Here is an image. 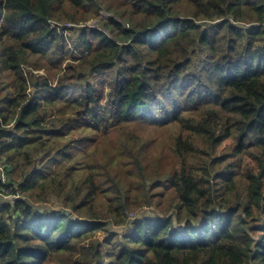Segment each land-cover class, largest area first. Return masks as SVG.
<instances>
[{
	"label": "trees",
	"instance_id": "1",
	"mask_svg": "<svg viewBox=\"0 0 264 264\" xmlns=\"http://www.w3.org/2000/svg\"><path fill=\"white\" fill-rule=\"evenodd\" d=\"M0 43V264H264V0H0Z\"/></svg>",
	"mask_w": 264,
	"mask_h": 264
},
{
	"label": "rangeland",
	"instance_id": "2",
	"mask_svg": "<svg viewBox=\"0 0 264 264\" xmlns=\"http://www.w3.org/2000/svg\"><path fill=\"white\" fill-rule=\"evenodd\" d=\"M104 1V0H101ZM107 1V0H106ZM86 13H81V14H77V16H85ZM114 14H112L109 10L101 8V10L98 12V14H95L94 17L89 14V16L87 18L90 19L84 21H76L75 23H71L73 25H71L73 27L72 32L74 33V37L72 40L67 41L68 43V47L70 48L71 51L74 50L75 47V42L79 41V31L81 28H88L89 30H98V29H103V21L108 20L110 17H112ZM86 18V19H87ZM120 22L124 25V26H128L129 22H123L121 18ZM65 21V20H62ZM69 21V20H68ZM70 22H62L59 23V27H65L66 30H68L70 28V26L68 25ZM130 27V24H129ZM170 27V26H169ZM171 29H174V27L171 26ZM171 29H169L170 32H173ZM168 31V32H169ZM105 34L110 35L111 33L108 30H104ZM75 41V42H74ZM129 43V42H128ZM44 46V45H43ZM45 47V46H44ZM66 49V52H64L63 50L59 49V46L56 45L54 49H59L60 51L67 53L70 50ZM6 45L0 43V86H6L8 88V90L11 92L15 89L20 88L21 86V80L20 78L15 74V70L14 69H4L2 60L5 59V54H6ZM81 53H76L74 54V58L72 56V54L68 53L67 56H64L65 61L64 64H69L72 63L74 66H79L81 65L80 63L83 62L85 59H80L83 56H80ZM31 62V63H28ZM48 61L46 59H43L39 56H28V61L24 64H22V71L24 72L25 76H27V78H30V76L32 74H36L35 71H38V73L40 75L49 77L51 82L56 83L58 81V77L60 76V74L62 72H60L59 68L54 69L52 66H50L49 64H46ZM42 66L40 69H35L36 66ZM101 69H99L97 72H99ZM31 72V73H30ZM97 72L93 73V76H98L100 75V73L97 74ZM97 74V75H96ZM30 80V79H29ZM78 92H80V89H76ZM179 92V91H178ZM2 93V92H1ZM174 96H177L176 98L181 99L182 96L179 93H175L174 92ZM175 98V99H176ZM174 100H168L167 104L170 105ZM67 139L63 140L62 142H66ZM105 143H107V139L106 138H102L99 143L97 145H94L91 147V149H95V148H100L101 145H104ZM154 153H158L153 151ZM67 211L70 212V209H66ZM136 215H138V211L136 212H132L130 213V217L131 218H135Z\"/></svg>",
	"mask_w": 264,
	"mask_h": 264
},
{
	"label": "built area",
	"instance_id": "3",
	"mask_svg": "<svg viewBox=\"0 0 264 264\" xmlns=\"http://www.w3.org/2000/svg\"><path fill=\"white\" fill-rule=\"evenodd\" d=\"M68 25L71 26L73 24L69 23ZM128 26H129V24H128ZM3 179H4V182L6 184H8V175L6 173H3ZM4 191L12 192V187L10 186L8 188H5ZM9 197L18 199V198H22L23 195H21V194H14V193L7 194V193H3V191H0V204H1V198H3V199H9Z\"/></svg>",
	"mask_w": 264,
	"mask_h": 264
},
{
	"label": "clouds",
	"instance_id": "4",
	"mask_svg": "<svg viewBox=\"0 0 264 264\" xmlns=\"http://www.w3.org/2000/svg\"><path fill=\"white\" fill-rule=\"evenodd\" d=\"M58 24H59V22H58ZM90 31H93V30H90ZM35 73H38V71H35Z\"/></svg>",
	"mask_w": 264,
	"mask_h": 264
},
{
	"label": "bare ground",
	"instance_id": "5",
	"mask_svg": "<svg viewBox=\"0 0 264 264\" xmlns=\"http://www.w3.org/2000/svg\"><path fill=\"white\" fill-rule=\"evenodd\" d=\"M30 251V250H29ZM28 253V252H27ZM29 254V253H28ZM30 254H32L33 255V253H32V251H31V253Z\"/></svg>",
	"mask_w": 264,
	"mask_h": 264
},
{
	"label": "water",
	"instance_id": "6",
	"mask_svg": "<svg viewBox=\"0 0 264 264\" xmlns=\"http://www.w3.org/2000/svg\"><path fill=\"white\" fill-rule=\"evenodd\" d=\"M40 211L42 212V209Z\"/></svg>",
	"mask_w": 264,
	"mask_h": 264
}]
</instances>
